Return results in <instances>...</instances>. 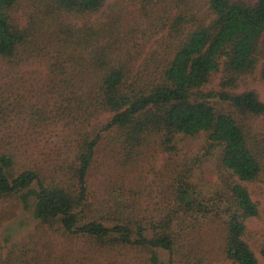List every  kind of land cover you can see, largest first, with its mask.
<instances>
[{
    "label": "trees",
    "instance_id": "trees-1",
    "mask_svg": "<svg viewBox=\"0 0 264 264\" xmlns=\"http://www.w3.org/2000/svg\"><path fill=\"white\" fill-rule=\"evenodd\" d=\"M132 1L135 28L106 0H0V80L4 69L43 64L52 118L65 121L70 141L68 161L46 178L15 160L11 134L0 132V201L31 208L39 227L27 242L0 244V264H114L122 250L146 253L141 264H191L177 246L188 258L209 229L229 264H260L246 225L259 205L246 184L264 183V130L255 125L264 102L238 88L256 71L264 82V0ZM40 106L30 123L50 117ZM201 134L191 160L212 158L214 182L195 184L192 168L176 172L156 218L126 200L132 188L119 172L135 155L150 146L171 155L178 136ZM98 155L112 165L99 173L96 195L89 178Z\"/></svg>",
    "mask_w": 264,
    "mask_h": 264
},
{
    "label": "rangeland",
    "instance_id": "rangeland-1",
    "mask_svg": "<svg viewBox=\"0 0 264 264\" xmlns=\"http://www.w3.org/2000/svg\"><path fill=\"white\" fill-rule=\"evenodd\" d=\"M112 4L122 5L130 28H135L139 13L137 4L132 0H106V6ZM19 14L18 17H20ZM151 43L152 41H148L145 45L149 47ZM4 71V77L0 80V120L6 119V123L0 127V132L11 134L8 150L14 153L15 160H27L40 169L44 177H52L56 174V166L61 162L68 161L70 141H68L69 131L65 121L52 118L55 113L52 107L55 92L52 93L43 80L47 78V70L43 64L26 63L22 64L20 68H7ZM244 89L256 91L258 98L264 102V82L258 79L257 71L241 78L238 91ZM34 104L41 106L44 104L45 110L52 112L46 121H39L36 124H33L32 120L31 123L29 122L31 114H33L32 117H35ZM45 115L47 116V112ZM108 117V114L101 116L102 119ZM255 125L258 129L264 130V115L255 119ZM11 127H16V129ZM176 140V151L171 155L163 149L150 146L134 156L130 168L119 172L127 175L125 180H127L128 186L126 187L132 188V191H128L130 193H124V197L127 196L126 200L134 203L136 209L151 218H156V215L165 209L171 191L170 184L173 182L176 172L180 174L187 168H192L191 177L195 184L214 182L215 169L212 158L196 165L191 160L205 143L204 134L180 135ZM111 165L112 163L107 160L106 155L96 157L94 175L89 178L91 190L96 195L104 191V188L99 186L101 179L99 173L104 167L110 170ZM246 185L251 198L259 205L258 215L246 221L247 241L258 257L259 263L264 264V255L261 252V249L264 248V183L255 181ZM207 187L209 185H204V189ZM38 228V220L34 217L31 208H24L15 200L0 201V244L4 249L12 244L27 242L33 235L38 236ZM195 241H197V247L193 249L188 258L183 257L187 255V247L177 246L185 253L181 255L184 261L189 260L191 264H197L198 258L202 256L203 264H229L219 253L220 240L212 229L203 233ZM77 243L78 246H81L80 242ZM50 244L54 245L55 242L52 241ZM69 244H65V246ZM198 249L199 254L195 253ZM115 253L110 257L114 264H141V260L147 256L146 253L139 255L128 250ZM157 253L161 260L169 259L167 251L159 249Z\"/></svg>",
    "mask_w": 264,
    "mask_h": 264
}]
</instances>
